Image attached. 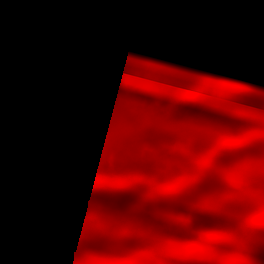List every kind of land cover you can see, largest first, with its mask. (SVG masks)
I'll return each mask as SVG.
<instances>
[{"label": "water", "instance_id": "water-1", "mask_svg": "<svg viewBox=\"0 0 264 264\" xmlns=\"http://www.w3.org/2000/svg\"><path fill=\"white\" fill-rule=\"evenodd\" d=\"M264 0H122L105 6L88 1L78 8L81 35L70 47L48 56L36 55L20 71L23 85L8 109L33 118L24 128L8 131L0 140V188H37L88 184L96 178H147L148 175H117L103 170L97 162L74 164L71 152L77 142L96 128L97 107H113L126 96L128 77L135 88L152 91L157 81L145 80L159 70L172 74L182 95L193 90L205 76L204 66L211 54L204 49L216 45L223 48L228 36L243 29L249 41L264 36ZM101 56L121 60L125 64L119 94L103 96L104 72L97 62ZM165 78V77H164ZM148 82H150L148 84ZM199 120L194 134L183 132L185 140L195 141L207 152L220 141L239 140L264 132V105H243L214 113L193 111L179 118ZM52 148L65 153L60 162L30 161L18 149ZM168 151L169 148H168ZM175 151V150H173ZM167 152L168 180L180 179V173H193V160L185 154ZM176 168L169 163L176 159ZM249 159V158H248ZM230 165L258 175V186L264 183V151ZM184 167V168H183ZM250 175L241 172L237 179L250 183ZM228 182L197 195L192 206L214 205L229 190ZM91 211L98 219L123 228L151 233L166 232L178 225L182 210L147 216L125 214L116 206L94 204ZM81 219L79 210L61 209L47 222L41 212L24 216L0 214V237L28 235L34 230L51 234L71 233ZM193 236L192 238L196 237Z\"/></svg>", "mask_w": 264, "mask_h": 264}, {"label": "flooded vegetation", "instance_id": "flooded-vegetation-1", "mask_svg": "<svg viewBox=\"0 0 264 264\" xmlns=\"http://www.w3.org/2000/svg\"><path fill=\"white\" fill-rule=\"evenodd\" d=\"M90 1L99 2L105 6H115L118 5L122 0ZM239 31L244 33L243 29H238L235 32ZM235 32L228 36V41L231 36L235 34ZM238 39L240 41H244L242 40V36H240ZM97 62L104 72V83L101 91L102 95L106 96L110 94H119L125 64L121 60L114 61L101 56L97 58ZM229 67L230 62L227 58L214 56L211 54L210 61L203 68L205 71V76H203V78L197 82V85L193 90L185 95H182V89L177 88L179 85L177 74H175V78H173L172 74L168 73L165 75L159 70H156L152 76L151 74H148L145 80L151 82L157 81L155 82L156 87L152 91L135 88L128 77L127 89L125 91L126 96L119 98L113 107H97L95 130L89 131L87 133L89 135L77 142L75 148L71 152V158L74 164L97 162L103 170L110 171L117 175H140L144 173L148 175V177L130 180L122 178H98L92 179L88 184L80 185L90 186L92 181L96 180V182L99 184L98 192L105 191L103 186H107L109 192L112 193V195L115 197L114 199L116 200V204L113 203L111 206H116L117 208H120V210H123L125 214L132 216H147L160 212L182 210L184 217L187 210L192 211L194 214H201L204 213V211L213 208L215 205L217 206L219 202L231 195L232 197H240L241 199L239 205H234L235 202L232 200L229 201L230 204H233L232 214L240 211H247L243 212L241 216L231 218L232 220L229 221H225L222 225H225L224 227L226 230L223 229L224 227L221 229L223 231H229L231 234L239 230L241 227H244V229H247L250 232L252 230H258V175L256 173L251 174L247 169L243 171L234 169L230 165L232 162L240 159H247L248 164H251V158L255 155H258V133L250 134L235 141H220L216 147H214L212 150H208L207 152H203L205 150L203 147L198 145V143L195 141L196 138L185 140L184 138L180 137L183 132H191L195 134L198 131V129L194 126L198 125L199 120L184 121L179 119L189 112L203 111L214 113L236 109L243 105H264L244 103L243 100L245 97L242 95L241 99L234 101L233 105H231V103L227 104L226 102H219L218 99L221 97L202 99L193 94V92H195V90L198 88L219 90V88L224 87L228 89L229 83L227 80L236 74L231 73L229 71ZM108 72H110V77L107 79L105 75ZM241 74L243 73H240V75ZM105 81L109 82L106 83L108 85L107 87H105ZM149 83L150 82H148V84ZM33 122L34 120L31 117V120L27 121L26 124L15 128H24ZM4 135H2V137ZM243 146L244 149H241ZM168 148L174 156H179L178 153L175 152L178 151L180 154H185L191 160H193V162L188 165V167H183L184 169H191L192 166H195V171L193 173L187 171L181 172L180 179L178 181L187 175H195L199 170L200 163L204 162L205 160L212 161L219 155L220 151H222V153L225 151L222 154V158L219 159V164L214 166L215 172L221 179L219 182L213 184V186L205 189V191L213 188L214 186L225 184L226 182H228L230 189L211 207L204 206L203 208H200L197 206H192V208H190V204L196 197L195 196L189 202V208L187 209L180 207L177 209H163L145 214H133L132 210L125 207L130 188H140L146 186L147 184H153L154 187L150 186L148 189L150 193L147 191L143 195L139 196L138 199L148 198L147 200L157 201V198L160 199V197L166 195V190L168 187L175 185L176 182L178 183V181H176L175 184H169L170 186L166 185V182L169 178L167 168L168 164L166 160V154L167 152H170L168 151ZM22 150L29 151L34 149L20 148L17 150V153L20 155ZM37 150L55 153L49 155L48 158L39 159L40 161L60 162L65 155L63 151L52 148H42ZM75 152L79 153L81 160H76L74 158ZM24 159L36 161L29 158ZM179 165V157L178 160L173 159L169 163V166L173 168H176ZM241 172L250 175V183L237 179ZM110 184H114V186ZM238 186H243L246 189H236ZM7 189L9 188H0V199L8 192ZM119 198L124 201L122 205L118 203ZM14 200L15 204H12L11 207L16 205L17 197H15ZM4 203L5 201L0 204V208H2V204ZM252 205L255 206L250 208ZM66 208L70 209L68 207ZM261 210L264 211V208H261ZM29 212L37 211H27L23 215L12 212H1L0 214L24 216ZM43 214L45 215L47 222H49L54 216V214H52L50 217L46 213ZM80 214L82 218L83 215L81 211ZM229 214L231 213L228 212V215ZM214 224L216 223L210 224L207 226L208 228L199 230L197 236L205 235L208 231L212 230L218 231L219 229L217 228L219 227V224ZM19 237L20 235L10 238H0L16 239L19 241ZM49 260V258L44 259L46 262ZM71 263L72 260L70 261V264ZM0 264H38V262L35 259H23L20 253V255H10L7 258H2L0 260Z\"/></svg>", "mask_w": 264, "mask_h": 264}, {"label": "trees", "instance_id": "trees-1", "mask_svg": "<svg viewBox=\"0 0 264 264\" xmlns=\"http://www.w3.org/2000/svg\"><path fill=\"white\" fill-rule=\"evenodd\" d=\"M43 0H20L16 4V0H10V5L17 6L20 10L17 11L15 19H11L0 24V88L14 89V95L11 98L0 99V137L2 134L8 133L13 129L5 120H10L12 116H22L27 121L31 120L30 116L13 112L8 109L11 101L17 98L19 94L18 84L21 80L20 71L25 67L29 60L36 56H48L56 50L72 46L80 37L81 20L78 15V8L85 2L90 0H45L46 6L42 5ZM9 5V4H8ZM16 8V7H14ZM264 19V14L262 15ZM242 40L239 42V37ZM20 51L28 52L29 54H21ZM206 52L214 55L225 57L230 62L229 71L236 73L231 76L227 82L229 88L221 87L215 89H196L194 95L202 99L218 98L219 102L227 104L239 100L244 96H253L254 93L258 97L264 98V36L258 40L249 41L245 38L243 32H235L229 39L227 45L223 48L218 46L208 47ZM22 56H20V55ZM258 66V67H257ZM107 72V70H106ZM240 73H243L240 75ZM108 79L110 72L106 75ZM105 81V87L108 85ZM110 85V84H109ZM242 95V96H241ZM223 98V100H222ZM218 102V103H219ZM4 122V124L2 123ZM31 151H21L20 155L28 158ZM74 158L81 160L78 152H75ZM83 186H60L47 188H12L1 197L3 201H14L17 197V202L20 201L18 208L25 209L27 205H31L32 210L46 213L49 217L62 208L73 207L75 199L78 198V203H84L83 195H89L91 189L82 190ZM82 190V193H81ZM74 191H78V195L74 197ZM81 196V197H80ZM8 206V205H7ZM264 187L258 194V211L264 215ZM62 207V208H61ZM8 208V207H7ZM80 219L75 231L67 234H51L45 230H34L31 235L20 236L19 243L23 259H35L38 264H52L54 259L44 250H52L54 247L76 250L77 243L87 244L88 239L98 235V221L92 219L90 226H84L83 217L85 211H82ZM263 212V213H262ZM52 213V214H51ZM258 214V215H259ZM205 220H199L196 224H200ZM185 226L189 225L184 222ZM259 233H264V224L259 225ZM113 230V227H110ZM119 229V228H118ZM125 229H119L116 237L111 242L109 248L93 249L89 254L84 252L80 260L75 264H200L198 260L204 259L202 264H253L255 260H259L262 249L258 247V254L253 251V241L235 231L232 239L225 247H221L217 252H204L199 259L198 255H192L189 251L172 250L165 252L160 257L154 259H145L144 253H136L135 249L130 244L126 243ZM138 233V232H137ZM209 234V233H208ZM197 237L191 238L188 243L195 240ZM56 239L60 240L59 245L54 244ZM11 240V241H10ZM0 242L8 245L11 248L15 247L16 239H1ZM264 237L260 241V246L264 249ZM51 243V245H49ZM240 245V248L238 246ZM2 249V248H0ZM219 251V252H218ZM242 251L243 255L238 254ZM111 255L104 259L100 258L103 254ZM7 254V253H5ZM49 258V261H44ZM95 260V261H94ZM202 261V260H201ZM96 262V263H95ZM70 264V263H69Z\"/></svg>", "mask_w": 264, "mask_h": 264}, {"label": "rangeland", "instance_id": "rangeland-1", "mask_svg": "<svg viewBox=\"0 0 264 264\" xmlns=\"http://www.w3.org/2000/svg\"><path fill=\"white\" fill-rule=\"evenodd\" d=\"M18 3H20V0H16V4ZM31 3H32V0H31ZM42 5L46 6L45 0L42 1ZM18 10L20 9L17 6L10 5V0H0V24L5 23L11 19H15V16ZM239 42L241 41L239 40ZM20 53L29 54L28 52L25 53L23 51H20ZM22 85H23V79L21 78L18 84V90H20ZM14 91L15 90L12 88L11 89L0 88V99L11 98L14 95ZM243 101L244 103L264 104V98L262 99L261 97H258L256 93H254L253 96L246 97ZM5 122L8 123L9 126L19 127L23 124H26L27 120L23 118L22 116L16 115V116H12L10 120H5ZM2 123L4 124V122ZM15 127H12V128H15ZM241 149H244V146ZM34 150L36 151H31L27 153L29 155L28 156L29 159L39 160V159L48 158L49 155L55 154L49 151H43V150H37V149H34ZM23 151H27V150H23ZM263 151H264V132L258 134V153L263 152ZM223 153L222 151H220L219 155L214 160L212 161L205 160L204 162L200 163L199 170L197 171L195 175H190V176L187 175L183 177L180 181H178V183L176 182L175 184L174 182L175 185L168 187V189L166 190V195L160 197V199L157 198L158 199L157 201L147 200L148 198L138 199L139 196L143 195L145 192L148 191L150 186L154 187L153 184H147L146 186H143L140 188H137V187L130 188L128 192L127 200L125 203V207L132 210L133 214H145L148 212H154V211L163 210V209H166V210L177 209L180 207H183L185 209L189 208V202L191 201L193 197L202 194L205 191V189L213 186V184L220 181L221 178L215 172L214 166L219 164L218 163L219 159L222 158ZM105 184H108V183H105ZM110 185L114 186V184H110ZM98 187H99V184L96 182V180H93L90 186H83L82 188L83 191H87L91 189L90 192H84V193H90L89 195H83L85 202L78 203L77 199L79 197L74 198L75 204L73 205V207H68V208L77 209L81 212L85 211V215L83 217V222H82L83 224H85L84 226H90V224L92 223V219L98 221V225H100V227L97 228L99 237L93 236L92 238L88 239L87 241H85L87 242L86 245H84V242L83 243L78 242L76 246V250H69V249L59 248V247H54L52 250H44L45 253H48L51 255V257L55 261L54 262L55 264H68L70 263L71 260H72L71 264H75L77 263L78 260H80V258L82 257L85 251L91 254L93 249L109 248L111 245V242L113 241V239L116 237L117 233L119 232V229H125V231L127 230L132 231V232H126L127 236H126L125 244L132 245L136 253L145 252L143 256L144 258H142V262H144L145 259L149 260L151 258V254L153 256L152 258L156 259L160 257V255L164 254L165 252L172 251V250H177L178 252L183 250L184 253L189 251L192 255H198L196 256V258L199 259L203 256L204 252H208V253L215 252V251L217 252L219 248L225 247L232 240L230 239L231 238L230 236L231 235L233 236L234 234H231L229 231H223L221 228H223L225 225H222V224H224V222L227 220L228 221L232 220L231 218H236L238 216H241L243 212L247 211L245 210V211H240L235 214H232L233 204H230L229 201L232 200L235 202L234 205H239L241 198L232 197L231 195L227 197L226 199L222 200L221 202H219L217 206L215 205L213 208L204 211V213L194 214L192 211L187 210L181 222L178 225L169 228L166 232L146 233V232L135 230L130 227L123 228L120 225L104 223L100 219L95 217L91 211L92 205L105 204V205L111 206V204L116 202V200L114 199L115 197L112 195V193L109 192L107 186L104 185L103 187L105 188V191H101V192H98V189H99ZM263 187H264V183L259 184L258 194H260V192L263 190ZM15 188H18V187H15ZM40 188H47V187H40ZM11 189L12 188H9L7 189V191ZM236 189L241 190V189H246V188L243 186H238L236 187ZM82 190H81V193H82ZM78 193H79L78 191H74V197H76ZM118 200H119L118 201L119 204L122 205V203H124L122 199L119 198ZM3 202H4L3 200H0V204ZM19 203L20 201L16 202V205L11 207L12 204H15V200L10 201V202L5 201V203L2 204V208H0V213L1 212H5V213L12 212L15 214L23 215L27 211H35V210L30 209L31 205L25 206L24 207L25 209L17 208ZM254 206L255 205H252L250 208H253ZM64 209H67V208H64ZM37 212H40V211H37ZM228 212H230L231 214L228 215ZM82 214L84 213L82 212ZM258 214H259V211H258ZM205 219L207 220L200 224H196V223L201 222L199 220H205ZM184 222H186V224L189 226L186 227ZM213 223H216L214 225L219 224L218 225L219 227L217 228L219 229L218 231H215V230L208 231L207 234L199 236L195 240L191 241V243H188V241L193 236H195L199 230L208 228L207 226ZM260 224H264L263 214L258 215V230H252L250 232L247 229H244V227H241L239 230H237L239 231L238 233L243 236V238L247 237L253 241L252 247L254 250L253 252L255 254H258V247L262 249L259 260L258 259L255 260L253 264H264V249L260 246V241L264 237V233L262 232L261 234L259 233ZM110 227H113V230H111ZM223 229L226 230L225 227ZM64 234H67V233H64ZM28 235H31V234H28ZM56 240L57 241H54V244L59 245L60 240L58 239ZM2 244L3 243L0 242V245ZM20 244L21 242L19 243L18 241V243L16 242L14 248L9 247L8 245H3L2 247H0L2 248L0 249V260L2 258H7L10 255H20L21 250H22L20 248ZM49 245H51V243ZM262 246H264V242ZM238 248H240V245L238 246ZM238 254L243 255V252L238 251ZM110 255L111 253L103 254L102 256H100V258L103 257L104 259H107ZM21 256L23 258L22 253H21ZM201 260H198L200 264H202L205 261L204 259H201Z\"/></svg>", "mask_w": 264, "mask_h": 264}]
</instances>
